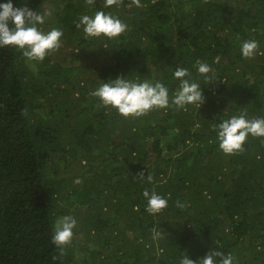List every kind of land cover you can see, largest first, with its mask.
Wrapping results in <instances>:
<instances>
[{
    "label": "trees",
    "instance_id": "16d2710c",
    "mask_svg": "<svg viewBox=\"0 0 264 264\" xmlns=\"http://www.w3.org/2000/svg\"><path fill=\"white\" fill-rule=\"evenodd\" d=\"M12 3L50 10L37 27L63 36L43 61L0 47V264H180L210 250L264 264V137L249 135L227 155L214 128L241 113L264 118V0ZM97 11L127 31L86 38L75 22ZM251 40L259 48L248 59L241 47ZM198 62L215 70L211 81ZM177 66L201 84L200 107L171 104ZM120 77L163 83L171 106L126 118L90 95ZM145 189L168 207L149 214ZM63 216L77 226L58 248L52 235Z\"/></svg>",
    "mask_w": 264,
    "mask_h": 264
},
{
    "label": "clouds",
    "instance_id": "9594fccd",
    "mask_svg": "<svg viewBox=\"0 0 264 264\" xmlns=\"http://www.w3.org/2000/svg\"><path fill=\"white\" fill-rule=\"evenodd\" d=\"M96 0H85V3L92 5ZM123 0H104V6L111 8L119 6ZM207 3L208 0H205ZM137 7L142 6L140 0H132ZM51 15L50 10L43 13L33 11L28 7H14L12 0L0 4V47L12 46L22 50V54L29 61H43L47 55L60 49L63 31L52 29L45 33L37 25L43 24L45 17ZM77 29L83 28L86 38L101 36L114 39L127 31V24L111 13L97 11L94 16L83 15L75 22ZM259 44L255 40L245 41L241 47L243 57L251 59L258 51ZM197 71L211 81L215 76V70L204 62H198ZM179 80V89L174 94L171 104L177 110L185 109L186 105L194 104L199 107L205 102L199 83L192 82L186 77H190L187 68L177 66L173 73ZM91 96L98 97L105 108L117 110L119 114L128 117H142L149 114L154 109L168 108L169 91L161 82L151 83L149 81L134 82L127 78H117L109 82L102 83ZM218 139L220 149L227 155H235L243 151V145L249 135L252 137H264V118H246L245 113L223 120L218 125ZM138 179L144 180V172L137 174ZM153 181L152 175H147V182ZM81 183L79 179L74 181ZM143 196L148 204L146 211L149 214H159L168 207V200L157 194L155 191L149 193L147 189L143 191ZM178 208L186 207L180 201L176 202ZM77 221L72 216L58 218L52 235V243L58 248L69 245L72 241ZM162 236L161 230H153V239ZM180 264H238L235 258L229 254L225 255L221 250H210L206 256L199 261L189 259L184 255Z\"/></svg>",
    "mask_w": 264,
    "mask_h": 264
},
{
    "label": "rangeland",
    "instance_id": "374dc122",
    "mask_svg": "<svg viewBox=\"0 0 264 264\" xmlns=\"http://www.w3.org/2000/svg\"><path fill=\"white\" fill-rule=\"evenodd\" d=\"M78 253V252H77Z\"/></svg>",
    "mask_w": 264,
    "mask_h": 264
}]
</instances>
